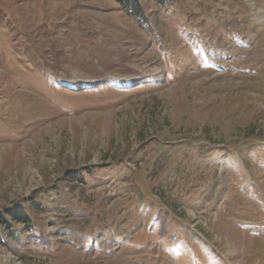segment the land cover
<instances>
[{
    "label": "rangeland",
    "instance_id": "rangeland-1",
    "mask_svg": "<svg viewBox=\"0 0 264 264\" xmlns=\"http://www.w3.org/2000/svg\"><path fill=\"white\" fill-rule=\"evenodd\" d=\"M170 1L0 0V264H264V0Z\"/></svg>",
    "mask_w": 264,
    "mask_h": 264
},
{
    "label": "trees",
    "instance_id": "trees-1",
    "mask_svg": "<svg viewBox=\"0 0 264 264\" xmlns=\"http://www.w3.org/2000/svg\"><path fill=\"white\" fill-rule=\"evenodd\" d=\"M130 15L137 18L138 21H142L144 8L140 3V0H117ZM160 5H166L168 0H155ZM172 1V0H171ZM171 1L168 5L171 4ZM162 37V36H161ZM56 80V79H55ZM118 162V161H116ZM87 169L79 170L76 180H79L80 175L84 174ZM44 193L43 192H40ZM128 197V203L126 207H130L132 210L136 209L138 211L149 210L152 216L154 214H159L163 208L167 211L176 210L177 205L165 206L164 202L157 200L156 198H151V195L142 194V196ZM146 199L144 200V198ZM149 199V200H148ZM33 198L22 199L19 203L11 207H6L0 210V245L9 246L12 242H17L19 239L26 236L27 233L33 232L37 229L35 224L34 215H32V210H40L41 206L38 201H32Z\"/></svg>",
    "mask_w": 264,
    "mask_h": 264
}]
</instances>
